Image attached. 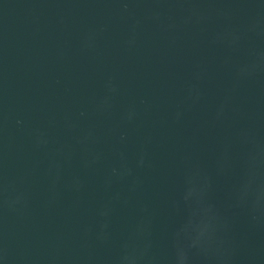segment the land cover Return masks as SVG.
<instances>
[{
    "label": "water",
    "instance_id": "water-1",
    "mask_svg": "<svg viewBox=\"0 0 264 264\" xmlns=\"http://www.w3.org/2000/svg\"><path fill=\"white\" fill-rule=\"evenodd\" d=\"M0 264H264V0H0Z\"/></svg>",
    "mask_w": 264,
    "mask_h": 264
}]
</instances>
